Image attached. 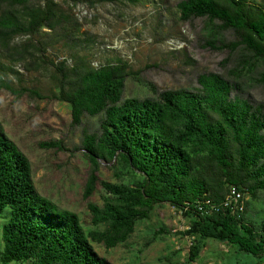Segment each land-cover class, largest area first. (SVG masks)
<instances>
[{
    "label": "trees",
    "instance_id": "16d2710c",
    "mask_svg": "<svg viewBox=\"0 0 264 264\" xmlns=\"http://www.w3.org/2000/svg\"><path fill=\"white\" fill-rule=\"evenodd\" d=\"M177 8L183 22L204 21L207 47L238 54L229 78L204 74L195 90L161 93L149 84L156 98L124 99L126 64L96 69L79 59L71 67L66 61L55 65L53 97L69 105L73 124L81 125L86 115L102 117L101 130L85 132L82 140L90 166L83 195L90 199L99 185L106 195L101 207L89 204L94 230L87 233L78 215L60 210L38 193L30 160L1 134L0 218L7 214L1 264H111L93 243L107 250L125 244L138 222L165 203L189 221L183 235L192 239L190 262L198 260L206 240L233 245L242 255L264 257V226L257 232L246 222L247 205L243 215L206 205L220 204L231 187L250 198L264 192V107L243 95L248 74L257 73L255 80L264 85V3L182 0ZM45 29L61 31L64 38L80 31L58 12L54 0H0L3 48L15 36ZM2 89L16 93L0 77ZM49 146L64 150L61 141ZM101 161L113 163L117 174L128 173L133 182L100 181Z\"/></svg>",
    "mask_w": 264,
    "mask_h": 264
},
{
    "label": "rangeland",
    "instance_id": "374dc122",
    "mask_svg": "<svg viewBox=\"0 0 264 264\" xmlns=\"http://www.w3.org/2000/svg\"><path fill=\"white\" fill-rule=\"evenodd\" d=\"M98 1L54 0L58 12L80 29L74 38L45 29L36 35L15 36L8 49L0 46V77L16 91L0 90V135L30 160L38 193L60 210L78 215L87 233L94 230L88 206L101 207L106 194L99 185L90 199H84L90 166L81 145L85 132L101 130L102 117L86 115L81 125L73 124L69 105L53 97L55 65L66 61L71 67L79 59L96 69L126 64L124 99H154L157 95L149 84L159 93L195 90L200 75L229 78L238 59V54L207 47L203 20H181L177 5L182 0H142L136 5ZM257 77V73L245 77L243 95L264 107V85L257 83ZM59 141L64 150L49 146ZM121 178L133 182L128 173L117 174L113 163L100 162V181L115 184ZM246 205V222L262 231L264 192L246 197ZM6 222L7 214L0 218V251ZM188 228V219L165 203L156 206L149 219L138 222L125 244L111 250L93 246L111 264H264V257L239 254L233 245L214 240H206L198 260L190 262L192 239L183 235Z\"/></svg>",
    "mask_w": 264,
    "mask_h": 264
},
{
    "label": "built area",
    "instance_id": "2783aa9c",
    "mask_svg": "<svg viewBox=\"0 0 264 264\" xmlns=\"http://www.w3.org/2000/svg\"><path fill=\"white\" fill-rule=\"evenodd\" d=\"M204 203L198 205L200 211L203 210ZM207 207L210 210L218 211L221 208L229 209L231 212L237 215H243L246 211V195L242 193L238 188L231 187L226 195L225 199L218 205L209 204L206 202Z\"/></svg>",
    "mask_w": 264,
    "mask_h": 264
}]
</instances>
